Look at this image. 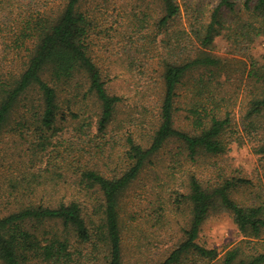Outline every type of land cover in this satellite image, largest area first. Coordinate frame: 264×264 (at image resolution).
<instances>
[{"label":"rangeland","instance_id":"obj_1","mask_svg":"<svg viewBox=\"0 0 264 264\" xmlns=\"http://www.w3.org/2000/svg\"><path fill=\"white\" fill-rule=\"evenodd\" d=\"M178 15L166 30L158 32L154 25L162 10L158 0H96L97 26L91 37L90 53L98 66L105 87L120 98L114 119L105 133H98L96 121L99 102L90 95L76 99L66 110L65 120L41 152L32 142L35 132L20 136L15 131L17 115L0 135V200H7L9 180L34 177L40 184L37 200L69 199L73 189L52 192L56 181L72 183L78 168H92L106 177L122 173L127 167L125 137L130 134L143 146L158 125L162 98L161 73L170 58H184L188 39L195 42L194 30H202L220 0H175ZM233 9L220 8L224 26L204 50L221 60L219 67L193 69L178 87L175 127L190 130L189 107L203 102L220 114L228 112L231 136L225 152L212 155L199 152L190 159L176 139L166 142L146 163L139 176L124 190L119 199V217L125 240L124 264H157L173 244L183 236L190 212L185 202L176 200L178 193L188 192L193 174L203 185L243 177L249 184L232 193L237 201L264 204V156L258 152L263 133L251 135L244 115L249 100L259 92V83L249 76L251 61L264 67V34L243 36L239 27L253 20L254 0H230ZM63 0H0V72L20 71L35 45V39H21L26 17L38 7L48 14H57ZM146 13V14H145ZM179 34L175 36L176 32ZM181 46V47H180ZM185 51V53H184ZM211 79L209 93L198 94L196 82ZM85 88L80 93H83ZM34 100L35 94L31 93ZM26 133V131H25ZM26 173L28 175H26ZM24 175V176H23ZM45 189L46 191H43ZM0 206L5 214L11 205ZM231 214L215 206L203 221L197 241L218 251L213 264H222L224 253L243 239ZM264 239V234L262 235ZM191 259V258H190ZM190 261V260H189ZM188 264V263H187ZM202 264V262L200 263ZM207 264V263H206Z\"/></svg>","mask_w":264,"mask_h":264},{"label":"trees","instance_id":"obj_2","mask_svg":"<svg viewBox=\"0 0 264 264\" xmlns=\"http://www.w3.org/2000/svg\"><path fill=\"white\" fill-rule=\"evenodd\" d=\"M63 1L55 15L38 7L26 17L21 39L34 38L33 50L20 71L0 72V135L11 125L12 115H17L15 131L24 138L25 134L35 132L36 139L32 142L35 152L46 149L58 122L66 118L60 92L71 94L65 102L73 117H78L71 109L76 99L90 95L99 102L96 129L100 134L105 133L114 119L120 102L117 95L107 91L90 53L91 37L97 26L93 6L96 0ZM158 1L162 15L154 25L158 32H163L178 15L179 7L175 0ZM222 7L232 10L233 4L220 0L211 21L202 30H194L195 42L186 35L184 58L165 60L158 125L147 146L138 143L131 133L126 135L128 164L122 173L109 178L92 168H78L72 183L56 181L52 192L72 188L71 194L79 195L48 201L37 200L34 193L40 191L41 185L34 183L33 176L26 173V179L9 180L8 198L0 200V206L11 205L7 213L0 214V264H124L119 199L151 157L171 139L181 143L190 159L199 152L217 155L226 151L227 138L233 132L228 112L220 114L215 108L196 102L188 109L191 129L182 130L174 125L178 87L187 74L193 69L217 68L221 64V60L204 49L221 33ZM251 14L258 25L247 21L239 27L242 32L246 30L243 36L264 34V0H254ZM249 76L260 86L257 95L248 102L244 120L249 134L258 137V132L263 133L257 150L264 156V67L251 61ZM197 81L198 94L210 92L211 79L205 82L201 77ZM83 88L85 91L80 93ZM31 93L35 94L34 100ZM248 184V179L239 176L205 186L192 174L188 192L178 193L176 198L189 207L188 226L157 264H213L218 251L200 245L197 238L203 221L217 205L231 214L244 236L224 253L222 264H264V204L247 205L232 196L239 187Z\"/></svg>","mask_w":264,"mask_h":264}]
</instances>
